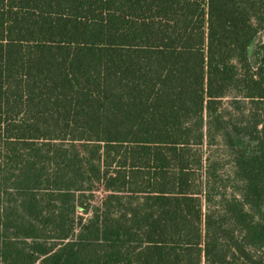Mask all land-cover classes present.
Instances as JSON below:
<instances>
[{
  "label": "trees",
  "instance_id": "1",
  "mask_svg": "<svg viewBox=\"0 0 264 264\" xmlns=\"http://www.w3.org/2000/svg\"><path fill=\"white\" fill-rule=\"evenodd\" d=\"M0 264H264V0H0Z\"/></svg>",
  "mask_w": 264,
  "mask_h": 264
},
{
  "label": "rangeland",
  "instance_id": "2",
  "mask_svg": "<svg viewBox=\"0 0 264 264\" xmlns=\"http://www.w3.org/2000/svg\"><path fill=\"white\" fill-rule=\"evenodd\" d=\"M249 57H250V60H251L252 62H254L255 57H254V54H253V47H252V46L250 47Z\"/></svg>",
  "mask_w": 264,
  "mask_h": 264
}]
</instances>
